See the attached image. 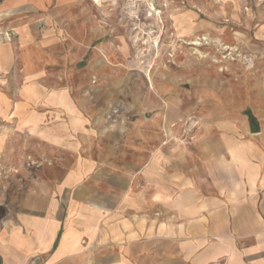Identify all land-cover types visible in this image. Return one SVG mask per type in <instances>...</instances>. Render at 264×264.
Masks as SVG:
<instances>
[{"label":"crops","instance_id":"obj_1","mask_svg":"<svg viewBox=\"0 0 264 264\" xmlns=\"http://www.w3.org/2000/svg\"><path fill=\"white\" fill-rule=\"evenodd\" d=\"M15 56L13 43H0V157L6 172L22 171L0 177V264H264V75L234 117L215 106L194 144L164 153L159 116L145 119L144 151V119L128 141L106 124L107 94L81 102L66 78L39 84L31 99ZM185 114L168 107L164 117ZM31 150L62 165L32 176Z\"/></svg>","mask_w":264,"mask_h":264},{"label":"rangeland","instance_id":"obj_2","mask_svg":"<svg viewBox=\"0 0 264 264\" xmlns=\"http://www.w3.org/2000/svg\"><path fill=\"white\" fill-rule=\"evenodd\" d=\"M4 1L0 43L15 45L17 63L24 56L31 99L39 84L54 88L65 78L63 85L78 88L81 102L107 94L103 106L112 132L120 128L133 142L135 124L144 119V151L152 137L145 119L159 116L158 140L165 153L168 145L194 144L207 119H215L206 114L215 106L234 117V108L240 109L247 97L246 86L258 96L264 75V0ZM13 86L17 92L20 84ZM39 99L31 104L41 109ZM168 107L186 114L168 120ZM110 148L106 145L104 154ZM36 155L31 150L32 176L42 166L62 165ZM6 166L0 157V177L10 171L13 180L21 178V164L8 172Z\"/></svg>","mask_w":264,"mask_h":264},{"label":"trees","instance_id":"obj_3","mask_svg":"<svg viewBox=\"0 0 264 264\" xmlns=\"http://www.w3.org/2000/svg\"><path fill=\"white\" fill-rule=\"evenodd\" d=\"M4 0H0V3H2ZM251 120L255 121V117L250 113Z\"/></svg>","mask_w":264,"mask_h":264},{"label":"bare ground","instance_id":"obj_4","mask_svg":"<svg viewBox=\"0 0 264 264\" xmlns=\"http://www.w3.org/2000/svg\"><path fill=\"white\" fill-rule=\"evenodd\" d=\"M95 1H96L97 3H99V4L101 3V0H95Z\"/></svg>","mask_w":264,"mask_h":264},{"label":"built area","instance_id":"obj_5","mask_svg":"<svg viewBox=\"0 0 264 264\" xmlns=\"http://www.w3.org/2000/svg\"><path fill=\"white\" fill-rule=\"evenodd\" d=\"M213 264H223V263H213Z\"/></svg>","mask_w":264,"mask_h":264},{"label":"water","instance_id":"obj_6","mask_svg":"<svg viewBox=\"0 0 264 264\" xmlns=\"http://www.w3.org/2000/svg\"><path fill=\"white\" fill-rule=\"evenodd\" d=\"M253 124V123H252Z\"/></svg>","mask_w":264,"mask_h":264}]
</instances>
